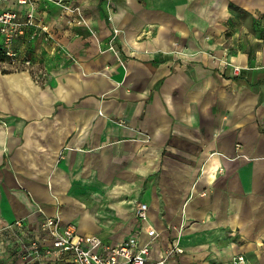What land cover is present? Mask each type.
Segmentation results:
<instances>
[{
    "label": "crops",
    "instance_id": "1",
    "mask_svg": "<svg viewBox=\"0 0 264 264\" xmlns=\"http://www.w3.org/2000/svg\"><path fill=\"white\" fill-rule=\"evenodd\" d=\"M32 1L53 41L0 59V264H71L17 254L53 217L110 245L154 230L150 262L178 242L167 264H264V0H67L87 27Z\"/></svg>",
    "mask_w": 264,
    "mask_h": 264
},
{
    "label": "built area",
    "instance_id": "2",
    "mask_svg": "<svg viewBox=\"0 0 264 264\" xmlns=\"http://www.w3.org/2000/svg\"><path fill=\"white\" fill-rule=\"evenodd\" d=\"M15 1L18 5L28 6L25 16L17 10L2 7L3 4ZM57 4L60 9V17L68 23L89 26L80 6L73 5L67 0H50ZM109 2V1H108ZM111 17L109 16V20ZM35 40L41 38L42 42L53 41V34L49 27L37 22L34 3L32 0H0V55L12 65L22 64L24 67L31 66L29 58L23 57L15 47V43L26 37ZM91 35L95 36L94 30L90 29ZM119 30L113 29L108 40L107 51L116 56L119 63L120 52L116 46ZM136 216L140 220L147 218V205L140 204L136 208ZM58 217L46 218L40 226V235L37 238L25 237L19 241L17 254L22 260L39 258L40 248L43 242L50 241V248L45 252L46 256L56 259L66 258L71 264H167L168 259L175 254H183L184 250L178 242L170 245L162 259L150 262V243L156 237L154 230L147 232L150 241L140 244L137 236L133 235L118 245H110L93 235H80L75 226H60ZM20 226V223H18ZM53 264V263H51ZM231 264H247L243 255L233 258Z\"/></svg>",
    "mask_w": 264,
    "mask_h": 264
},
{
    "label": "trees",
    "instance_id": "3",
    "mask_svg": "<svg viewBox=\"0 0 264 264\" xmlns=\"http://www.w3.org/2000/svg\"><path fill=\"white\" fill-rule=\"evenodd\" d=\"M0 50H1V49H0ZM0 59H3V60H5L4 58H2V57H1V55H0Z\"/></svg>",
    "mask_w": 264,
    "mask_h": 264
},
{
    "label": "bare ground",
    "instance_id": "4",
    "mask_svg": "<svg viewBox=\"0 0 264 264\" xmlns=\"http://www.w3.org/2000/svg\"><path fill=\"white\" fill-rule=\"evenodd\" d=\"M153 200H155V198L153 199ZM154 204V203H153ZM158 218V217H157ZM155 220V219H154ZM161 228V227H160Z\"/></svg>",
    "mask_w": 264,
    "mask_h": 264
},
{
    "label": "rangeland",
    "instance_id": "5",
    "mask_svg": "<svg viewBox=\"0 0 264 264\" xmlns=\"http://www.w3.org/2000/svg\"><path fill=\"white\" fill-rule=\"evenodd\" d=\"M107 1H109V0H107ZM5 4H8V3H5ZM52 42V41H51Z\"/></svg>",
    "mask_w": 264,
    "mask_h": 264
}]
</instances>
